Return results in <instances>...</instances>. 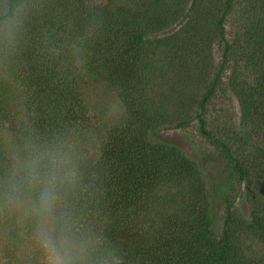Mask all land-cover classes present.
Segmentation results:
<instances>
[{
	"label": "trees",
	"instance_id": "16d2710c",
	"mask_svg": "<svg viewBox=\"0 0 264 264\" xmlns=\"http://www.w3.org/2000/svg\"><path fill=\"white\" fill-rule=\"evenodd\" d=\"M234 1L10 0L22 23L14 43L0 40V162L29 141L69 147L79 176L72 198L122 264H264V18L248 24L239 73L227 79L238 126L217 133L208 124L234 52L225 25ZM245 68L251 77L239 78ZM6 76L21 85L17 110ZM85 79L116 91L114 123L92 111ZM193 123L244 183L247 218L180 147L149 139ZM214 198L224 205L219 228ZM13 239L0 231L5 264H20Z\"/></svg>",
	"mask_w": 264,
	"mask_h": 264
},
{
	"label": "clouds",
	"instance_id": "9594fccd",
	"mask_svg": "<svg viewBox=\"0 0 264 264\" xmlns=\"http://www.w3.org/2000/svg\"><path fill=\"white\" fill-rule=\"evenodd\" d=\"M21 8L0 6V40L11 45ZM79 176L58 141L26 142L0 162V231L14 233L20 264H122L120 250L72 195Z\"/></svg>",
	"mask_w": 264,
	"mask_h": 264
},
{
	"label": "rangeland",
	"instance_id": "374dc122",
	"mask_svg": "<svg viewBox=\"0 0 264 264\" xmlns=\"http://www.w3.org/2000/svg\"><path fill=\"white\" fill-rule=\"evenodd\" d=\"M251 0H235L233 7L225 19L226 34L233 44V56L225 70V78L220 88L208 104V124L212 131L225 133L226 130L234 129L238 126L240 121V108L238 99L231 91L227 83L228 75L236 67V72L239 73V63L235 66V59L239 61L241 55L240 48L242 45L239 43L244 34L248 24L257 21L259 18H264V2L258 0L255 6L251 8ZM209 26L212 25V18H208ZM253 27V26H252ZM174 25H171L166 31H172ZM211 44V59L215 64L219 57V50L217 44ZM235 58V59H234ZM210 59V58H209ZM241 59V57H240ZM0 74L2 71L0 70ZM7 77V76H6ZM250 78L251 71L248 69L243 70V74L239 78ZM84 85L87 101L92 111L102 116V118L109 122L114 123L122 112V105L115 90L105 88L102 84H97L88 79H85ZM239 81V80H238ZM19 82V81H18ZM17 81L7 77L10 93L12 95V103L14 109L21 107V85ZM204 80L195 83L193 90L198 99L202 93ZM197 86V87H196ZM89 107V108H90ZM149 139L152 141L161 140L172 142L192 157L201 170L205 173L209 186L211 188L225 187L230 191L229 200H232L234 209L242 217L247 218L250 212V206L245 198L244 183L233 176L231 169L226 164L222 153L219 148L208 141L204 136L199 133L197 125L190 124L186 127H170L162 128L149 134ZM224 205L213 200V216L214 223L217 228L221 225V220L224 216ZM253 243V241H249ZM5 259L0 245V264H5Z\"/></svg>",
	"mask_w": 264,
	"mask_h": 264
}]
</instances>
